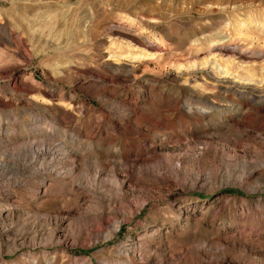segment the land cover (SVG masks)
<instances>
[{
    "label": "rangeland",
    "instance_id": "1",
    "mask_svg": "<svg viewBox=\"0 0 264 264\" xmlns=\"http://www.w3.org/2000/svg\"><path fill=\"white\" fill-rule=\"evenodd\" d=\"M0 264H264V0H0Z\"/></svg>",
    "mask_w": 264,
    "mask_h": 264
},
{
    "label": "bare ground",
    "instance_id": "2",
    "mask_svg": "<svg viewBox=\"0 0 264 264\" xmlns=\"http://www.w3.org/2000/svg\"><path fill=\"white\" fill-rule=\"evenodd\" d=\"M50 16H51V15H50ZM49 46H52V45L50 44ZM155 167H157V166H155ZM155 167H154V168H155ZM153 170H154V169H153Z\"/></svg>",
    "mask_w": 264,
    "mask_h": 264
}]
</instances>
